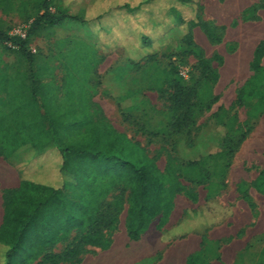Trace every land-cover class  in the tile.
<instances>
[{
  "label": "trees",
  "instance_id": "obj_1",
  "mask_svg": "<svg viewBox=\"0 0 264 264\" xmlns=\"http://www.w3.org/2000/svg\"><path fill=\"white\" fill-rule=\"evenodd\" d=\"M37 2L38 9L33 10L35 17L27 40L10 38L5 32V22L0 21V42L11 40L18 46L15 51L18 60L27 64L23 82L32 94L26 102L14 97L11 99L14 123L0 128V156L14 161L22 178L18 189L7 190L3 194L0 262L34 264L41 259L43 264H75L80 261L84 246L102 250L111 247L124 198L128 206L126 229L130 240H140L158 217H161L159 228H163L176 196L186 191L182 180L200 184L208 182L214 175L224 176L235 151L251 128L240 134L238 142H235L233 136L241 131L240 127L233 131L236 116H230L227 110L222 114L216 113L217 120L227 118L225 126L232 134L224 141V151L215 159L205 158L200 163L185 164L170 157L165 169L161 170L138 142L116 130L106 117L96 119L89 102L80 99L78 104H61L55 86L43 83L37 77L33 67L44 64V61L39 52L33 53L28 49L29 40L44 35L69 17L98 25L97 20L91 17L95 12L90 8L87 14L83 9L79 11L76 3L68 7L56 0ZM198 2L142 0L141 4L134 5V1L125 0L120 1L123 4L118 6L114 4L116 1L110 0L109 10L101 0H91L89 4L98 6L101 20L109 12H114L111 18L122 14L127 22L113 20L116 28H119L118 24L126 26L120 30L121 38L123 34L130 37V33L134 34L140 28L143 30L140 48H148L152 40L161 37L166 30H181L184 24H190V28L205 25L198 15L201 10ZM119 9L128 10L131 14L126 15ZM102 11L107 12L105 16ZM78 12L82 14L80 17ZM182 40L194 47L191 32L185 34ZM194 50L198 64L195 66L197 79L193 83L185 84L174 68L164 72L163 79L167 83L164 92H167L171 104L166 128L160 131L164 134H182L193 125L197 116L211 110L217 101L214 86L219 80V73L212 67L210 59L198 49ZM263 58L264 41H261L251 62L253 74L237 94L238 103L242 105L257 98L258 101L251 107L259 113L264 112ZM66 65L67 78L76 76L77 79L80 70L72 71ZM134 65L139 66V63ZM67 82L72 84V80ZM71 89L69 94L72 95ZM42 122H49V127L34 132L31 130ZM37 155L44 158L34 165L25 163ZM216 161H221L222 165H216ZM46 163L52 170L58 165V173L46 175ZM115 192L120 194L113 198L111 195ZM73 232L81 235L79 242L70 244L62 254L50 253ZM258 264H264V261Z\"/></svg>",
  "mask_w": 264,
  "mask_h": 264
},
{
  "label": "rangeland",
  "instance_id": "obj_2",
  "mask_svg": "<svg viewBox=\"0 0 264 264\" xmlns=\"http://www.w3.org/2000/svg\"><path fill=\"white\" fill-rule=\"evenodd\" d=\"M56 2L68 7L73 3L81 5L79 8L87 5L86 0ZM198 5L201 8L198 15L205 25L190 28V24H184L181 30L171 28L158 39H153L151 47L140 48L143 30L138 28L134 34L130 33V37L123 34L122 39L120 30L126 26L118 24L119 28H116L113 22L125 23L127 18L122 14L111 18L114 12H109L101 20L98 6L90 4V11L95 12L91 17L97 20L98 25L69 17L44 35L27 42L30 51L39 52L43 57L44 64L33 67L35 74L43 83L55 86L61 104H78L80 99L89 102L96 119L106 117L116 130L138 142L161 170L165 169L170 157L183 163L198 156L213 160L218 157V154H213L218 139L224 144L226 137L232 135L225 126L227 118L217 120L209 110L197 116L193 125L182 134L160 132L165 130L171 110L168 94L164 92L167 90L164 72L174 68L185 84L193 83L197 79L196 48L211 60L212 67L221 76L214 86L215 95L227 98V102L228 99L233 100L252 76L254 51L264 41V0H199ZM37 6V0H0V21L5 22V32L10 38L27 40L35 17L32 13L38 9ZM246 10L249 11L245 14ZM77 14H80L78 17L82 15L80 12ZM188 32H191L194 47L182 40ZM17 49L11 40L0 42V128L14 123L10 106L13 97L21 102L32 98L22 78L27 64L19 62L15 53ZM262 62L264 65V58ZM134 63H139V66ZM66 64L72 71L80 70L77 79L76 76L67 78ZM183 68L189 70L188 77L181 75ZM68 80H72V84L68 85ZM72 85L74 88H69ZM70 89L72 95L69 94ZM222 111L220 109L218 113L222 114ZM241 117L233 123V131L241 128L239 134L233 136L235 142L254 123L253 119L240 121L245 119L244 113ZM55 120L59 121L58 118ZM48 127L49 122H42L31 130ZM45 166L46 175L58 173V165L53 170L48 163ZM117 194L120 192L111 196L114 198ZM127 209L124 198L117 229L112 235V241L118 239L123 246H130L126 229ZM80 239L81 235L73 232L50 253L62 254L70 244ZM109 254L111 252L99 247L84 246L81 257L88 259ZM34 264L43 263L40 259Z\"/></svg>",
  "mask_w": 264,
  "mask_h": 264
},
{
  "label": "crops",
  "instance_id": "obj_3",
  "mask_svg": "<svg viewBox=\"0 0 264 264\" xmlns=\"http://www.w3.org/2000/svg\"><path fill=\"white\" fill-rule=\"evenodd\" d=\"M101 1L109 10L110 0ZM113 1L119 6L123 4L119 2L125 0ZM132 1L134 5L142 2ZM86 3L85 7L79 8V4L75 7L88 14L91 0ZM106 13L103 12L104 16ZM124 13L131 14L128 10ZM228 101L225 97H217L212 114L223 109L239 119L244 113L245 119L240 121L253 119L254 123L235 151L226 174L214 175L200 184L182 180L186 191L176 196L163 228H159V217L140 240L132 241L128 237L130 246H123L114 239L111 247L104 250L111 254L88 259L80 257L79 264H258L264 261V112L259 113L251 107L257 98L247 105L238 103L237 96ZM218 140L213 150L215 155L224 151V144L220 143V138ZM43 158L37 155L25 163L34 165ZM201 160L198 156L184 163H200ZM214 163L222 165L221 161ZM21 180L15 162L0 156V228L4 221L3 194L18 189Z\"/></svg>",
  "mask_w": 264,
  "mask_h": 264
},
{
  "label": "built area",
  "instance_id": "obj_4",
  "mask_svg": "<svg viewBox=\"0 0 264 264\" xmlns=\"http://www.w3.org/2000/svg\"><path fill=\"white\" fill-rule=\"evenodd\" d=\"M188 73H189V70L187 68H183V70L181 71V75L183 77H188Z\"/></svg>",
  "mask_w": 264,
  "mask_h": 264
}]
</instances>
